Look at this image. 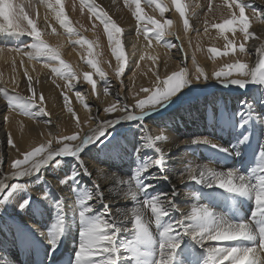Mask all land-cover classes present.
Masks as SVG:
<instances>
[{
  "label": "bare ground",
  "instance_id": "bare-ground-1",
  "mask_svg": "<svg viewBox=\"0 0 264 264\" xmlns=\"http://www.w3.org/2000/svg\"><path fill=\"white\" fill-rule=\"evenodd\" d=\"M14 2L24 5L31 3L33 7L26 8V10L29 11L36 22L42 37L49 33V39L45 38L43 40L42 37L41 39L49 47L57 49L61 59L69 64L68 40L66 38H69L70 35L65 33L66 29L56 20L54 12L49 10L40 0H14ZM111 2L112 0H63V7L65 15L69 18L70 25H73L76 32L80 33L81 40L90 42L94 50L111 53L109 68L118 69L119 65L112 51L114 45L108 40L105 26L92 15L89 9V4L95 3L98 9H103L108 13L110 9L108 3L111 4ZM154 2L156 6L163 5L166 7V11L163 14L169 12L167 16L171 19L172 25L166 29V33L172 37L171 41L169 38V43L177 45V47L157 46L155 41H151V46L136 47L137 37L134 33H131L125 38L126 31L123 33L124 30L115 38L120 39L126 60L138 58L139 53H145L141 56L153 55L156 57L153 67V79L148 80L150 84L144 85L145 88H155L157 75L160 80H164L174 72L184 70L185 67L187 71L186 78L189 83L172 97L165 106L144 116L142 121L139 119L119 120L113 126L105 129L106 133V131L112 130L113 127H127L126 132L121 133V138L116 143L118 147L115 150L101 151L99 150L100 147L93 150L97 140L103 135L90 144V147L87 146L80 151L79 158L83 161L91 176L83 174V170L79 169L77 160L72 156H57L38 172L29 173L24 177H14L13 173L18 170L13 169L11 165L15 159H23L25 153L41 145H46L49 141L52 142V150H58L63 147V144L57 143L58 137L72 135L77 131H80L82 137L97 128L98 120L119 119L126 116L127 112L118 110L111 115H107L104 112L103 115L95 117L97 108L102 105H110L111 94L102 96L100 101H97L93 99L92 91L89 88L84 90L83 93L87 92V98L90 99L84 100V104H81L74 111L79 118L82 131L76 128L77 121L70 114L61 118L64 121V126L58 137L50 134L53 133L54 129L49 130V126L54 122L51 121L52 118L49 111L51 110L52 115H61L54 107L55 104L51 99H49L51 104L49 102L43 104V107L49 113L48 116L41 115L33 118L26 115L25 118H16L21 123L18 128L13 124V119L9 121L8 116H4V118L7 117V120L4 119L7 124L4 129L0 127V150L3 149L2 138L5 135L3 132L9 129L12 132V140L16 143V147L12 148V153L11 150L8 153L10 160L7 171L10 172V175L0 178V199L3 196V192L9 187L8 185L13 183L20 184V187H23L27 182H32V185L36 188L30 192L19 190V193L13 194L8 202V204L10 203L8 206L9 213L3 211L0 216V264H75L76 254L81 242V231L84 225L80 219H77L79 215L73 211V208L77 206L80 208L79 200L85 195H92L93 199L89 202H91L94 211L88 214L89 218L92 219L102 215L105 211V206L96 198V185L99 186L100 191L104 194L111 217L115 218L122 228H127V225L134 226L132 214L128 215V213H125L124 205L126 203H141L144 198H152L162 194H165L164 199L174 198L176 208L179 209V211H173L169 217L165 218L164 224L180 220L183 218L182 214L184 216L190 215L194 208L203 206L209 208L215 215L231 222L251 221L255 209L252 199L228 193L217 187L196 184L189 180L187 168L193 167L199 171L203 165L207 164L216 171L232 170L239 174L247 175L251 169L257 166L259 153L264 150V85L249 83L246 87H238L231 84L225 86L216 80L214 73L225 69L234 61L232 58L222 61H219V59L227 55L235 56L237 51L232 52L231 49L225 48L219 43L215 49L222 54L225 52L229 54L217 56L210 50L205 51L201 48V45L192 41L190 32L192 27L195 29L197 26V6L194 5L189 10H186L190 27L185 30L183 27L184 18L176 11L173 0H154ZM256 5V10H259L261 16H263L264 6L257 0ZM37 10L39 16L36 15ZM108 15L121 27L123 24L121 20H117L114 14L108 13ZM21 27L25 28L26 31H30L26 22ZM249 33L253 34V37H258V39L250 38L252 46L249 49L253 60L249 62V59L245 57L238 62L246 63L249 66L248 70L253 71L262 58L258 55L257 49L264 47V25L259 20L250 21ZM27 38H29L27 35L21 37L0 34V48H16L20 46L18 45L19 43L24 42ZM33 42L35 41L33 40ZM132 44L134 46L126 49ZM82 46L86 51L89 50L86 44ZM168 50H171L174 54H169ZM30 52H33L30 47L23 49L22 52L9 50V57L7 58L4 56V51L0 52V99L7 104H9L7 102L8 99L16 101L20 97L23 83H26L29 77H31L33 85L35 83L40 84L43 77L52 75L50 72H53V68L61 67L60 64H56L55 61L50 60L47 56L35 55L34 59H29L28 53ZM75 58L76 60L78 59L77 57ZM33 60H44L47 66L37 65ZM143 60H148V58ZM198 69L203 70V75L198 72ZM160 71L164 72L165 76L162 77ZM25 72H27V76ZM197 76L200 77L199 80H197ZM205 76H207V80L204 79ZM230 78L248 79V77L235 74ZM63 80L67 82L64 78ZM74 87L85 88L81 83H76ZM49 88V85L46 84L48 91ZM108 91L111 92V90ZM148 95V93L143 92V97L139 100L147 99ZM250 96L252 97L251 101H249ZM215 98L216 100L213 102ZM123 102L125 103V100ZM134 102L135 100L132 99L128 100V102L126 100L129 110L133 114L139 115L140 110L135 107ZM85 104L90 106V111L85 107ZM3 109V107H0V111ZM48 120L51 121L50 124L46 123ZM245 120L248 122L241 127L242 122ZM1 129H3V132H1ZM159 135L165 136L166 139L156 141L155 138ZM201 135L212 136L213 141L211 144L218 145V147L213 148L214 151L212 150L208 156L211 158L214 155L211 160L202 156L199 158L198 155L201 152L193 153L198 146L193 145L190 138ZM246 135L248 140L241 143ZM143 136L144 139L142 140ZM226 137H229L230 144H227ZM153 141L165 154L163 171L156 167H149L159 158L158 153L148 146ZM74 143H79V141ZM143 145L145 146L142 147ZM69 146H72L71 143H69ZM138 149H141L139 154L137 153ZM188 149H191L196 157L191 156L188 161L182 163V160L178 157L183 155ZM220 149H227L228 151H221ZM237 152L239 153L238 155L236 154ZM56 161L58 162L54 164ZM54 166L60 171L58 180L49 178L48 172ZM143 167H149L140 178L144 184L151 185L146 193L137 191L136 178L134 176L135 170ZM77 170H80L81 174L74 180L73 187L61 189L67 178L72 177ZM181 176H183V182H181ZM49 186L51 187V195L45 198L46 193L44 190L49 188ZM75 187L80 192L71 195L69 190L72 191ZM41 188L44 190L40 191L39 189ZM129 191L137 192L135 199L127 194ZM174 191L177 194L173 197ZM189 192H192V195ZM35 198L53 203L51 208L54 209V219L57 222L61 217L63 219L68 217L74 220V223L73 221L67 222L63 220L64 232L56 241L55 247L51 243L55 239V235H52L51 238H47V235L42 237L44 234L42 221L47 216L45 214L49 206L42 212L37 211L35 209ZM25 201L29 203L27 207L21 210L20 205L24 204ZM180 202H184L185 206H191V208L184 211L183 208L185 206L179 204ZM58 205H60V211H58ZM140 209L142 210V222L147 225L155 245H158L162 228L156 226L155 218L149 208ZM103 218L108 219V216L105 215ZM186 227L194 230L190 221H186ZM49 235L51 234L49 233ZM125 239H134V228L127 233H121V244L124 243ZM238 245L251 247L253 242L238 241L226 246L236 247ZM186 246L190 247V258L187 264H207V252L192 241L189 236L182 237L178 253L184 250ZM155 259L156 257L153 255L146 258V262L155 264ZM133 263L136 264L134 260L124 262V264Z\"/></svg>",
  "mask_w": 264,
  "mask_h": 264
},
{
  "label": "snow or ice",
  "instance_id": "snow-or-ice-1",
  "mask_svg": "<svg viewBox=\"0 0 264 264\" xmlns=\"http://www.w3.org/2000/svg\"><path fill=\"white\" fill-rule=\"evenodd\" d=\"M49 10L54 12L56 20L69 32L72 33L74 29L69 23V18L65 15V9L63 7V0H40ZM152 0H149L151 3ZM175 4V9L179 12L180 16L183 17V27L188 30L190 27L189 19L186 15V6L181 3V0H173ZM131 4L135 5V11L133 13L135 19L141 24L146 23L147 25H152L155 32V39L160 41L164 38L166 29L171 27L172 21L167 20L165 23L147 17L145 21L143 9L141 7V0H131ZM4 5H10L7 10V14L0 13V34L16 35V36H29L35 42L31 43L29 46L33 52L28 53L29 59H34L35 55L47 56L52 61H58L61 65L60 68H53L52 71L58 75H62L65 80L69 82V87H74L71 81L76 79V73L72 71L71 67L65 63L60 57V53L57 49L49 47L41 39L42 33L37 28V24L31 17L29 11L26 8H32L31 3L24 5L15 3L14 0H0V8ZM159 11L163 14L166 11V7L163 5H157ZM231 9L233 7L238 9V16L233 13L232 18L226 20L223 24H216L217 28L222 34L231 30L233 33L236 32V26H239V31L244 34L245 41L253 37V34L249 33V18L246 16V9L250 8L249 4L243 2V0H232V3L228 4ZM211 8V6H210ZM89 9L92 15L99 19L105 26V31L107 32L108 40L113 44V53L118 62L117 76H122L126 67L125 52L121 46V41L118 38L119 34L122 33V29L111 19L107 12L103 9H98L95 3L89 4ZM255 13V9H253ZM36 15L39 16L37 10ZM26 22L30 31H26L21 25ZM140 30V29H138ZM145 33L146 39L148 38V33L151 31L149 28L144 27L142 29ZM55 31V30H53ZM207 32V28H205ZM225 39L227 37L225 36ZM76 43L81 45H87L89 52L88 56H92V44L87 40H78ZM167 47H177V45L165 42ZM149 46H151V40L149 39ZM227 48L235 52L236 46L229 41ZM239 52H246L245 45L242 43L239 46ZM4 49L0 48V52ZM12 51L22 52L23 49L17 47L12 49ZM210 51L214 55H221L217 49L212 48ZM257 53L260 57L258 66L253 71L248 70V65L246 63L237 62L235 64L228 65L225 69L217 71L214 73V78L225 86L229 84L238 87H246L247 84H259L264 85V47L258 48ZM225 55L228 52L223 53ZM145 57L141 56L140 59L143 60ZM154 62L156 57H150ZM87 64L91 66L100 77L103 78L105 73L98 67L97 62L91 58L87 59ZM47 66V65H45ZM198 72L203 75V70L198 69ZM248 77V79H230L233 75ZM27 76V72H25ZM187 77L186 67L184 70L179 72H174L169 75L167 79L160 80V77H156L155 88H142L141 91L148 93V98L139 100L135 107L140 110V114H133L128 105H119L114 103L112 106L104 109L105 113H113L115 111L127 112L126 116L119 119H108L104 121H97V128L91 130L89 133L81 137L80 131L68 136L58 137L57 143L63 144V147L58 150H52V142L49 141L46 145H41L36 147L34 150L24 154L23 159H15L12 163V168L18 171L13 173L14 177H24L25 175L38 172L43 166L47 165L55 157L72 156L75 158L79 164V169L83 170L84 175L91 176V173L84 166V163L79 158V153L88 145L94 143L100 136L105 134V129L113 126L119 120H141L144 116L150 114L152 111L158 110L160 107L165 106L172 97H174L178 92H180L189 83ZM197 76V80H199ZM207 80V76L204 77ZM84 80L92 86L93 90L96 88L93 76L91 74L85 73ZM28 88L32 95L24 99L22 97L17 98L16 101L9 100L10 108H18L22 111L24 115L29 117H39L41 115L48 116L49 113L43 107L44 96L39 94V103H37V93L36 89L33 87L31 77L28 78ZM105 95L108 94V89L104 90ZM7 95V93H6ZM64 95L66 107L68 113L72 114L76 119V128L81 130V125L79 123V118L73 111V108L68 103V97ZM78 99L82 104H84V97L77 93ZM85 107L90 111V106L85 104ZM35 110V111H34ZM7 120V117H5ZM248 121L242 122L241 127L244 126ZM46 123H51L50 120ZM144 131V130H143ZM144 136L142 137V140ZM166 137L159 135L155 138L156 141H163ZM248 140V136H244L241 143ZM79 141V143H74ZM69 142L72 146H69ZM8 146L15 148L16 145L9 135L7 139ZM193 144H208L210 143L207 139H195L191 141ZM143 145L142 147H144ZM149 147L153 148L156 153H158L159 158L155 160L153 164L149 167L159 168L161 171L164 170L165 154L160 147L156 146L155 141H153ZM213 147H218V145L213 144ZM141 149L137 150L139 154ZM221 151H228L227 149H220ZM239 154L238 152L236 153ZM149 167L138 168L135 170L136 178V189L137 191L146 193L151 185L144 184L141 181V176L146 172ZM81 174L80 170L74 172L73 176L69 179L75 180ZM187 176L189 180L196 184H205L208 187H217L228 193H234L239 196L247 197L252 199L255 204V209L250 222H231L221 216L215 215L206 206L194 208L190 215L183 216L182 219L169 222L164 224L165 218L169 217L173 211H179L176 208L174 198L169 197L164 199L165 194L152 198H144L142 205L149 208L151 213L155 218V224L157 227L162 228L160 232V240L158 245H155L152 234L150 233L147 225L142 222L141 209L134 208L132 210V216L134 217V239H125L124 243L121 244V233H127L130 231L127 228H122L116 219L111 217L110 209L108 204L105 202L104 194L100 191L99 186L96 185L97 195L96 198L100 203L105 206V211L102 215L96 216L90 219L89 215L94 211L92 205L89 203L93 199L92 195H85L79 200V217L84 225L81 231V242L79 245V250L76 254L75 264H124L125 261L134 260L136 264H145L146 258L155 255V264H176V256L178 250L181 247L182 237L189 236L192 241H194L201 248L205 249L207 252L208 261L207 264H242L245 261V257L249 256L250 259L246 264H264V150L259 153V163L256 167L250 170L249 174H239L236 171H216L210 168L207 164L203 165L202 168L197 170V168L188 167ZM167 179V177H165ZM181 182H183V176H181ZM63 183V182H62ZM20 187L18 184H13L11 190L3 196V202H7L8 198L12 196L14 192ZM75 191V189H74ZM131 195L133 199L136 198V191H129L127 193ZM177 193H173V197ZM259 198V199H258ZM28 201L20 205L21 210H23L28 205ZM3 204L0 203V207ZM58 211L61 210L60 205L57 206ZM107 215L108 219L103 217ZM126 219V217H125ZM186 221L192 222L194 230H190L186 227ZM248 234L247 239H235V240H219L215 239L218 232L230 231L233 233L239 232L241 229ZM55 239L51 241L53 247H55L56 241L63 235V218L58 220V223L54 227ZM238 241H249L253 242L251 247H228L226 245L238 242ZM155 245V247H154Z\"/></svg>",
  "mask_w": 264,
  "mask_h": 264
},
{
  "label": "rangeland",
  "instance_id": "rangeland-1",
  "mask_svg": "<svg viewBox=\"0 0 264 264\" xmlns=\"http://www.w3.org/2000/svg\"><path fill=\"white\" fill-rule=\"evenodd\" d=\"M257 1L264 6V0H257ZM243 2L251 6L250 8L246 9V16L249 18V22L254 21V20H259L260 23L264 25V15L261 16V12L259 10H256L257 8L256 0L255 1L243 0ZM181 3H183L186 6V10H189L190 7H193L194 5L197 6V9H198V14H197V19H196L197 26L195 29L192 27L191 32H190L192 41L195 44H199L201 45L202 49H204L205 51H209L210 49L215 48L219 43L221 44V46H224L225 48H227L228 42L231 41L236 46V49H237L236 50L237 52L235 51L236 55L235 56L233 55L223 56L222 59H219V61L232 58L234 61H232L230 64H235L239 60L244 59L245 57L249 59L248 60L249 62L253 60L251 57L250 49H249V47L252 46V43L250 39L245 41L244 34L241 31H239V26H236L237 30L235 33L237 35L233 33L231 30L222 34L217 28H215L216 24H223L226 20L231 19L233 13H235L238 16L239 13H238L237 8L233 7L230 9L228 7V4L232 3V0H181ZM108 5L110 6L108 13L114 14L117 20H121L123 22L120 28L124 30L123 33H125L126 31L125 38L131 35V33H134V35L137 37L136 47L138 46L141 47L143 45L149 46V39L151 41H155L157 46H161V47L166 46L165 42L169 43V38L171 41L172 37L168 33H165V36L162 40L157 41L155 39V32L153 30L154 29L153 26L147 25L146 23L141 24L135 19L133 15L135 11V5L131 4V0H112L111 4L108 3ZM141 7L143 9L145 21L147 17H152L160 21L161 23L166 22L167 20H171L167 16L169 12H166V14L160 13L159 7L156 6L154 0H152L151 3H149V0H141ZM253 9L256 10L255 13ZM116 24L118 25V23ZM71 27L74 29L72 33H69L67 30L65 31V33H68V35H70L69 38H66L68 40L67 52H69L68 56L70 58V61H69V64L68 62H65V63H67L71 67L72 71L76 73L77 78L72 80L71 84L75 85L76 83H81L85 86V88L80 89V88H75V87H69V82L68 81L65 82L63 80L62 75H58L53 72H50L52 75H49V77H43L42 82L40 84L35 83L33 85L37 93V97H36L37 103H39V99H38L39 94L42 93L44 96V103L49 102V99H51L52 102H54L55 104L54 107L57 109L58 112L61 113V115L57 116V115H52L51 110L49 111L51 113L50 114L52 118L51 121H54L52 122V125L49 126V130L54 129L53 133H50V134H53V136H56V137L59 136V133L64 126V123H63L64 121L61 120V118H63L64 116L70 115V113H68L67 111V107H66L63 94L67 95V97L69 98L68 103L73 108V111H76L78 107L82 104L80 100L78 99L77 93L82 95L84 97V100L90 99V98H87V95H88L87 92L83 93L84 90L89 88L90 91H92L91 93L93 95V99L100 101L101 97L105 96V92H104L105 88H107L108 90H111V92L108 91V94H111L110 96L112 98L111 103H109L110 105H107V106L102 105L100 108H97L96 110L97 115L95 116L97 117V116L103 115L104 109L112 106L114 103H118L121 106L125 104L127 105L126 100L128 102V100L132 99V100H135L134 103L136 105L139 99L143 97V91H141V89L145 88L144 85L150 84L148 80L153 79V76H154L153 75L154 61L150 57H155V56L145 55L144 57L148 58V60H141L140 56L145 53H139L138 58L126 60L127 62H126L124 73L122 76L118 77L117 76L118 69L109 68L112 54L109 52L104 53L102 51L94 50L92 47L91 49L92 56L89 57L88 56L89 50L86 51L81 44L76 43V41L81 40L80 33L76 32V29L74 28L73 25H71ZM144 27H147L151 30L148 33L147 39H146L144 31L142 30ZM205 28H207V32H205ZM225 36L227 37V39H224ZM42 38L43 40H45V38L49 39V33ZM242 39L244 40L245 43L243 42ZM31 43H33V39L29 37L24 42L19 43L18 45L20 46L18 47L21 49H27L29 47L27 45H30ZM242 43L245 45V48H246V52L244 53H241L238 50L240 44ZM132 46L134 45L133 44L130 45L129 48H126V46H124V48L130 49ZM12 49H15V48L13 47L4 48V56L6 58L9 57V50H12ZM168 53L171 55L174 54L171 52V50L170 51L168 50ZM134 55H135V51H134ZM160 55L162 56V54ZM221 55H225V54H221ZM75 57H77L78 59L76 60ZM89 58L95 60L97 62L98 67L105 73V76L103 78H101L99 73H97L94 69L91 68L90 65L87 64L86 61ZM33 62L37 65H43V66L47 64L44 60H33ZM55 62L56 64H59L58 61H55ZM85 73L91 74L93 76L94 82L96 84L95 90H93L92 86L89 85L84 80ZM160 73L162 77L165 76L164 72L160 71ZM46 84H48L50 87L49 91L46 89ZM31 95L32 93L29 91L28 80H27L26 83H23V89L19 96L24 99H27ZM0 96H1V91H0ZM124 100H125V103L123 102ZM215 100L216 98L214 99L213 102H215ZM251 100H252V97L250 96L249 101ZM8 101L9 99L7 100V102ZM49 104L51 103L49 102ZM0 107L4 108L3 110L0 111V116H1V126L0 127H2L3 129L6 127L7 123L4 120L5 119L4 116L7 115L8 120L10 121L13 119L14 120L13 124L15 125L16 128H18L21 123H20V120L16 118H25L26 115H24L22 111L18 108H10L9 104H7L4 100L0 101ZM106 114L111 115L112 113H106ZM3 129H1V132H3ZM126 130H127V127L119 126V127H113L112 130L106 131L104 136L97 140L96 144L93 147V150L99 147H100L99 150L101 151L115 150L118 147L116 143L121 138V133H125ZM8 131L3 132L5 133V135H3V138H2V148L3 149L0 150V178H4V176L10 175V172L7 171V169L9 168V160H10L8 153L10 150L12 153L14 148L12 149L11 147L8 146V143H7L8 133L11 135V137H13L11 130L9 129ZM195 139H207L210 143L193 144L195 146H198L193 151V153L201 152L200 155H198L199 158H201L202 156V157L208 158L209 160L213 159L214 155L211 158L208 157L214 148L211 144V142L213 141L212 136L201 135V136H192L190 138L191 141ZM223 139H224V136H223ZM226 140H227V144L228 143L230 144L229 137L228 138L226 137ZM88 147L90 146L88 145ZM193 153L191 149H188V151H185L184 154L180 155L178 158L182 160V163H185L186 161L189 160L191 156L196 157V155H193ZM205 154H208V155H205ZM62 161H65V160H62ZM57 162L58 161H56L54 164H56ZM56 166L51 168L48 172L50 179H55V180L59 179L60 171L57 170ZM69 178H67L65 183L62 185L61 189L67 188V187H69L70 189V187H73L74 180L69 179ZM13 184L8 185L9 187L7 188L5 192H3V196L6 195L7 192L11 190V186ZM35 188L36 187L32 185V182H27L26 185H24L23 187H19L17 191L14 192L13 194L19 193L18 192L19 190H25L26 192H30L34 190ZM44 188H46V186H44ZM74 189L75 191L69 190L71 195H75L76 193L80 192L77 187H75ZM39 190L42 191L44 189L41 188ZM44 192L46 193L45 198L46 196L50 197L51 187L49 186V188L44 190ZM189 193H191L192 195V192H189ZM180 195H182V193H180ZM3 196L0 199V203L3 204V206L0 209V216L3 211H7V213H9L8 206L10 205V203L8 204V202H9L10 197L8 198V201L5 203L3 202ZM35 199H36L35 200L36 203L35 202L34 203H35V209L37 211L42 212L44 209L48 208L49 206L45 214V216L46 215L47 216L42 221V227L44 230V234L42 237L47 235L46 236L47 238L48 237L51 238L52 235H54V232H53L54 227L58 223L56 219H54V209L51 208L52 207L51 204L53 203H48V201H45L43 199H37V198ZM89 203L91 204V202ZM179 204L184 205V202H180ZM134 208L148 209L147 207L142 205V202L141 203H126L124 205L125 213L126 214L128 213V215L132 214V210ZM188 208H191V206H185L183 209L184 211H187ZM73 211L77 215H79L80 208H78V206L74 207ZM77 219L79 220L80 217H77ZM63 220H66L67 222L73 221L74 223V220L69 219L68 217H65ZM126 227L130 231H132L134 228V226H131V225H127ZM49 233L51 235L48 236ZM236 247H243V246L238 245ZM189 256H190V247L186 246L184 250L177 253L176 264H187L188 259L190 258ZM145 264H148V263L145 262Z\"/></svg>",
  "mask_w": 264,
  "mask_h": 264
},
{
  "label": "clouds",
  "instance_id": "clouds-1",
  "mask_svg": "<svg viewBox=\"0 0 264 264\" xmlns=\"http://www.w3.org/2000/svg\"><path fill=\"white\" fill-rule=\"evenodd\" d=\"M10 8V5H4L2 8H0V13L7 14V10ZM259 199V198H258ZM247 239L248 234L243 230V228L236 233L230 232V231H223V232H218L215 239L219 240H235V239ZM250 259V254L249 256L245 257V261H242V264H246V262Z\"/></svg>",
  "mask_w": 264,
  "mask_h": 264
}]
</instances>
